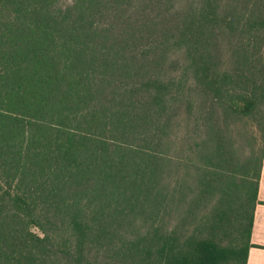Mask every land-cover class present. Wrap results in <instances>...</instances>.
I'll use <instances>...</instances> for the list:
<instances>
[{"label":"trees","instance_id":"trees-1","mask_svg":"<svg viewBox=\"0 0 264 264\" xmlns=\"http://www.w3.org/2000/svg\"><path fill=\"white\" fill-rule=\"evenodd\" d=\"M264 162V0H0V264H246Z\"/></svg>","mask_w":264,"mask_h":264},{"label":"crops","instance_id":"crops-1","mask_svg":"<svg viewBox=\"0 0 264 264\" xmlns=\"http://www.w3.org/2000/svg\"><path fill=\"white\" fill-rule=\"evenodd\" d=\"M257 198L250 237L252 246L248 250L246 264H264V162L260 173Z\"/></svg>","mask_w":264,"mask_h":264}]
</instances>
